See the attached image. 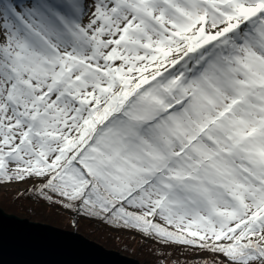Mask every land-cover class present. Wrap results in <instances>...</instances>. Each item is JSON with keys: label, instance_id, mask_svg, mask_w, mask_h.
<instances>
[{"label": "snow or ice", "instance_id": "obj_1", "mask_svg": "<svg viewBox=\"0 0 264 264\" xmlns=\"http://www.w3.org/2000/svg\"><path fill=\"white\" fill-rule=\"evenodd\" d=\"M10 189L157 264H264V0H0Z\"/></svg>", "mask_w": 264, "mask_h": 264}, {"label": "water", "instance_id": "obj_2", "mask_svg": "<svg viewBox=\"0 0 264 264\" xmlns=\"http://www.w3.org/2000/svg\"><path fill=\"white\" fill-rule=\"evenodd\" d=\"M0 264H142L74 230L0 208Z\"/></svg>", "mask_w": 264, "mask_h": 264}, {"label": "trees", "instance_id": "obj_3", "mask_svg": "<svg viewBox=\"0 0 264 264\" xmlns=\"http://www.w3.org/2000/svg\"><path fill=\"white\" fill-rule=\"evenodd\" d=\"M14 193L7 192L0 199V206L8 213L25 217L30 220L40 221L67 230H76L83 236L93 240L105 248L118 250L122 253L137 258L142 264H157L160 257L156 256L158 246L152 241H146L135 232L128 231L127 234L114 233L111 230L123 231V229L110 228L108 225L98 221L82 219L77 226L72 223V214L54 208L37 207L29 205L26 201H14ZM165 253L172 252V256L164 260V264H171L173 259L179 264H194L198 259L191 252L182 249H164ZM211 260L212 258H207Z\"/></svg>", "mask_w": 264, "mask_h": 264}, {"label": "rangeland", "instance_id": "obj_4", "mask_svg": "<svg viewBox=\"0 0 264 264\" xmlns=\"http://www.w3.org/2000/svg\"><path fill=\"white\" fill-rule=\"evenodd\" d=\"M8 192H13L14 193V191L13 190H8ZM0 208L2 209V207L0 206ZM5 211V210H4ZM6 212V211H5ZM6 213H8V212H6ZM12 214V213H11ZM15 215V214H14ZM19 217H21V216H19ZM72 217V216H71ZM25 218V217H24ZM83 218H81V217H76V219H72V223H73V225L74 226H77V224H78V222L79 221H81ZM32 221H34V220H32ZM37 222H40V221H37ZM67 230V229H66ZM74 231H76V230H74ZM111 232H114V233H122V234H127V232L128 231H125V232H123V231H117V230H111ZM80 233V232H79ZM143 239V238H142ZM116 251H118V250H116ZM120 252V251H119ZM120 253H122V252H120ZM122 254H125V253H122ZM125 255H127V256H131V255H128V254H125ZM131 257H133V256H131ZM194 258L195 259H200V257H197L196 255H194ZM207 258H210V257H206L205 259H207ZM137 259V258H136ZM139 261V260H138ZM140 262V261H139ZM141 263V262H140Z\"/></svg>", "mask_w": 264, "mask_h": 264}]
</instances>
